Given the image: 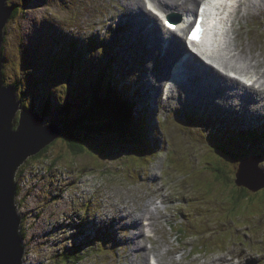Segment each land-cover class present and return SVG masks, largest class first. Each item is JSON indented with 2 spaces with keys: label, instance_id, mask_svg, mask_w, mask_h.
<instances>
[{
  "label": "rangeland",
  "instance_id": "rangeland-1",
  "mask_svg": "<svg viewBox=\"0 0 264 264\" xmlns=\"http://www.w3.org/2000/svg\"><path fill=\"white\" fill-rule=\"evenodd\" d=\"M129 2L8 1L18 11L4 29L2 84H17L16 96L27 108L34 103L38 111L48 93L54 99L51 107L56 108L60 101L55 96L65 97L68 74L72 82L76 80L79 85L87 84L86 79H82L86 70L83 73L74 69L71 78L69 61L65 60L62 66L58 62L66 56L72 40L77 42L78 48L88 45V52L96 55L97 52L89 46L91 39L99 43H104L102 39L112 41L114 48L107 51L105 63H109L117 77L127 82L132 80L130 83L137 90L134 94L131 93L133 88L130 90L125 83L131 100L129 106L136 121L140 116L144 119V142L149 152L153 153L152 156H145L148 151L145 150L143 154V148L128 140L119 141L118 137H111L113 133L105 132L102 135L104 138L100 134L97 137L89 133V137L83 138L87 148L82 153H72L64 139L58 138L42 156L21 165V169L26 171L20 175L23 176V188L19 195L16 193L15 203L20 201L16 205L25 229L22 264H56L57 253L63 248L71 244V247L81 245L88 234H103L104 231L107 233L105 244L98 236L95 242L90 243V247L98 249L90 251L91 248L86 247L84 257L74 264H143L141 262L146 259L153 263L152 257H155L153 253L144 254V245L161 256L164 264H224L223 259L227 261L225 264H264V210L258 211L264 189L260 191V198L253 194L234 206L230 205L233 201L227 193L240 186L224 183L222 176L213 175L215 166L209 160L208 150L211 148L207 142L212 137L229 138L223 142L225 151L238 164L246 159H242L243 156L258 151L250 147L248 134L243 136L237 133L250 125L256 132L249 133L258 132V142L253 146L264 151V139H261L264 137L262 96L259 92L253 97L250 92L246 94L244 89L239 91L247 99L243 106L241 101L231 103V106L229 103L222 104L214 96L215 93L211 94L215 100L205 103L187 101L185 109L177 106V98L166 103L161 83L169 76L174 58H169V62L162 61V40L155 46V51L147 50L145 47L149 45L140 42V39L133 44L135 28L120 19L124 13L114 16L113 12L116 7L127 9ZM140 2L149 13L143 7V0ZM244 3L247 6L246 0ZM247 12L244 17L243 11L239 12L238 20L234 22L235 41L243 46L253 42L258 46L255 57L263 61L264 8L254 12V9L247 7ZM111 16L117 20L111 21ZM138 33L145 37L144 28H140ZM248 49L246 47V51ZM258 50L263 52V56ZM171 51H174L172 47ZM82 57L85 62L87 52ZM84 62L81 67L85 69ZM238 63L241 64L240 61ZM58 68L59 71L55 70ZM186 73L191 79L192 74L189 71ZM92 80H95L94 73ZM212 83L207 79L199 82V86L208 85L211 89ZM141 84L154 88L159 86L156 105L151 104L154 96H148V92L143 96ZM217 89L215 92L222 95L220 87ZM182 91H176V95ZM76 92L73 95L80 94ZM159 97H163V100ZM188 113L203 123L201 132L206 138L178 125H185ZM50 119H54V114H48L44 122ZM194 126L199 127L198 124ZM193 139L195 142H192ZM56 154L60 157L51 170L47 164ZM259 157V166L264 170V158ZM39 164L46 165L48 172L31 185V171ZM219 165L223 166L222 163ZM186 171L187 174L182 175ZM212 176L216 181H210ZM154 206L159 211V217H155L153 223L156 230L150 232L151 228L145 226L144 231L150 239L139 237L140 229L134 218L139 222L140 209ZM142 222L146 225L149 220L144 218ZM74 223L77 225L76 231H73ZM178 227L187 229L189 237L185 236L184 231H178ZM77 233L81 235V240Z\"/></svg>",
  "mask_w": 264,
  "mask_h": 264
},
{
  "label": "trees",
  "instance_id": "trees-1",
  "mask_svg": "<svg viewBox=\"0 0 264 264\" xmlns=\"http://www.w3.org/2000/svg\"><path fill=\"white\" fill-rule=\"evenodd\" d=\"M8 1L9 0H7V3ZM17 11H18L17 7L14 6V10L10 18L13 17ZM102 41H104V43L103 42L99 43L96 40L91 39V43L89 45L91 49L97 52V55H99L97 57L95 53L88 52V50L86 49V46L88 45L84 44V47L78 48L77 42L74 41V39L72 40V46L68 50L66 56L61 57L58 60V62L62 66L65 60L69 61L70 63L68 65L70 68L69 71L71 73V78H73L74 69H76V67L79 65L80 55H83L84 53L87 52V57L85 58V62H84V65H85L84 71L86 70V73L84 74V77L82 78L83 80L86 79L87 84L79 85V83L76 80L72 82L68 74V83L64 89L65 97L62 99L58 96H55V98L58 99V101H60L58 107L56 108L51 107L54 105L53 104L54 99L50 95V93H48L45 95L44 102L40 105L38 112L40 113L41 116H45V117H47L48 114L49 115L54 114V119H50L51 121L50 120L48 121L51 123H58L62 125L63 132L58 138L64 139V141L67 144L68 149H70L72 153H75V154L82 153L83 151L86 150L87 147L84 145L83 138L84 136L89 137V133H94L96 134L97 137L100 134L101 138H104L102 137V135L105 132H109V133H113L111 137H118L119 141L126 142V140H128L130 142H133L134 145H137L138 147L143 148L142 152L144 154V152L149 151L147 145L144 142L146 138L145 136L146 131L144 127L145 121L142 118V116H140V118H138L137 121L134 119V116L132 114V107L129 106V103H131V100L129 101V95H128V90L126 89V84L130 88V90L133 87L129 83H126L125 80L122 81V78H116V74H114L112 67L110 68V65L108 62L105 63V57H106L105 55L110 48L113 49V45H112L113 42L112 41L108 42L107 40H104V39H102ZM3 42H4V39H3ZM2 54H3V51H2ZM108 68H110V70H107ZM55 70L59 71V68ZM87 71L89 72L87 73ZM93 73L95 74L94 82L92 80ZM2 74H3V69H2ZM120 80L122 82H120ZM129 82H131V80H129ZM16 85L15 84L11 85L14 88L15 95H16V91H15ZM73 92L80 93V94L73 95ZM23 106L26 107L24 104ZM28 109H32L36 111L35 104L31 103V105L28 106ZM135 114L138 116L137 112H135ZM194 124H198L199 127L194 126ZM178 125L183 126L188 132L192 134H195V132H198L203 137H205L204 134L201 132L203 131L202 129L203 123L199 122L197 119H194L193 114L188 113V120L186 121L185 125L184 124H178ZM114 129H116V131H114ZM249 131L256 132V130L251 129L250 125H248V128L239 130L237 133H241L242 135L248 134L249 137L247 141H251L250 147L253 150H258V151H254V153L255 154L257 153V155H259V153L262 154L264 152L262 149H260L258 146H253L254 143L258 142V138H257L258 132L255 134H251L249 133ZM237 133L234 134L235 141L237 139ZM262 138L264 137H261V139ZM226 139H229V138L223 137L222 139H220L219 137H212L211 139H209V141L207 142H208L209 148L211 149L208 150L207 148L209 152L208 157H209V160L212 161L213 165L215 166L213 175L217 174L218 175L217 177L222 176L224 178V181H223L224 183H232L234 185V173L237 167V166L236 167L234 166L237 165V163L233 162L232 160L234 158L231 157L232 155L225 151V146L223 142ZM54 142L46 146L34 158H32V160L37 159L38 157L42 156V154H44L46 151L49 150L51 146L54 145ZM192 142H195V140L193 139ZM103 145H106V144H103ZM211 145L212 147H210ZM254 153L250 155H245V156H251ZM144 155L152 156L153 153L146 152V154ZM59 157L60 155L56 154L50 159L49 164H47L49 169L51 170L53 169L54 165L56 164L54 162H56V159H58ZM263 158H264V155H263ZM219 163H222L223 166H220ZM45 170H47L46 165L39 164L33 167V170L31 171L32 176H33L31 178V185L35 179L37 178L41 179L44 177ZM25 171H26L25 169L22 170L20 167L15 174L17 195L20 194V191L23 188V184H22L23 176H20V175H24ZM210 181H216V179H214L212 176ZM212 187H213V182H212ZM262 189L258 191H251L242 186L240 187L236 186L232 190V192L227 193V196L231 197V200L233 201V203H231L230 205L234 206L237 203H239L241 200L243 201L244 199H247L250 195H253V194H257L260 198V191ZM262 201H264V198L260 199V202H259L258 211L260 212L262 211L261 207L264 205ZM16 203L18 205L20 201L18 200ZM191 214H193V212H191ZM20 218H21L20 234L23 237V239H25V232H23L25 229L22 227V224H21L22 217L20 216ZM76 228H77V225L74 223L73 231H76ZM177 230L184 231L185 236L189 237L187 229H185L184 227H181V228L178 227ZM76 236L79 237L80 240L82 239L79 233H77ZM98 236L101 237V239L103 240V245H104L106 242V238H107L106 237L107 233L105 231L103 234L99 232L98 234L97 233L88 234L86 238L82 239L81 245L75 244V246L71 247V245H73L71 244V245H68L66 249L63 248L60 252H58L56 256L57 257L56 264L78 263V261H80L84 257L85 251L87 250L86 247H90V243L92 244L93 242H95ZM90 248H91L90 251L98 249L93 246H91ZM95 252L98 253V251H95Z\"/></svg>",
  "mask_w": 264,
  "mask_h": 264
},
{
  "label": "bare ground",
  "instance_id": "bare-ground-1",
  "mask_svg": "<svg viewBox=\"0 0 264 264\" xmlns=\"http://www.w3.org/2000/svg\"><path fill=\"white\" fill-rule=\"evenodd\" d=\"M129 1L131 2H129L128 7L125 10L121 9L120 7H116L113 10V12L115 13L114 16L124 13V15L120 16V19L125 20L124 24L126 25L128 24L129 26H133L135 28L133 44L136 41L141 40L140 42L149 45V46L145 45L146 46L145 48L147 50L155 51L156 50L155 46L160 42V40H162V45H165L166 41L168 40L170 42L169 46H171L172 49H174V51H171L167 49L165 46H163L162 57L166 60V62H169L170 60L169 58H174L182 47L178 38V36L179 37L182 36L181 30H178L176 32L168 31V34L166 36V34L161 30V27L158 22L160 19L157 16L153 15L150 12V10H149L150 13H147L142 8V4L140 0H129ZM147 1L154 3V7H156L158 11L160 10L166 14L172 12L179 13L180 11H183L185 12L184 16L191 15L193 12V7L197 3L196 2L197 0H172L171 2H169V0H147ZM147 1H143V7H145ZM221 1L222 2H218V9L215 11V13L218 16L221 14L218 20L221 21V24L229 25L228 26L229 31L228 33H226V36L224 37L223 40V44L219 51H215L214 49H212L213 39L209 38L207 39L208 43L205 45V52L208 53L214 59L222 60L225 66H230L238 71H244L246 73L248 72L249 76H247V78H252L255 76L256 79L254 80L253 83L254 85L246 86L238 79L232 78L223 71L205 63L201 58H199L198 55H196L191 51H188L184 44L185 52L188 54V57L191 58V62H189L190 65L189 72L192 74V77L185 85L179 86L178 88L175 89H171L170 93L165 96H163L164 90L162 87L163 86V82H162L161 83L162 96L164 97V99H166V103L171 102L173 98H177L178 99L177 106L183 108L186 107V103H188L187 101L189 102L199 101L205 103L206 101L209 100H215L214 96H217L218 101L222 102V104L229 103V105L231 106V103L235 104L236 101L238 102L241 101V105L243 106L247 101L246 97L242 96V94L239 93V91H242L243 89L246 90L245 91L246 94L250 92L253 95V97L257 96L259 92L264 100V68H263L264 60L259 61V59L255 57L254 53L258 48V46H256L253 42L250 44L248 43L244 46L243 44L236 43L235 40L237 34L235 33V29H234V22L238 20L237 16L239 12L243 11L242 17H244L248 13L247 7L249 9H254V12H257V9L259 8L261 11V9L264 8V0H246L247 6L245 5L244 0H221ZM243 6L245 7L242 8ZM146 23L152 24V26L147 27ZM140 28L142 29L144 28L145 37L143 38L138 33V30ZM246 47L249 48L247 51H246ZM258 53L261 54V56H263V52L261 50H258ZM174 60L175 58L172 61ZM253 60H255V63H252ZM239 61L241 62V64L238 63ZM258 67H262L263 69L258 70L257 69ZM207 79L208 80L210 79L211 82L213 81L211 89L208 88V85L201 84L204 86H199V82H204ZM122 81L120 80V82ZM140 87L143 96H145L147 92H148V96H154L151 104L156 105L155 103L158 98L159 86L156 85V87L154 88L153 86H149L147 84L146 85L141 84ZM217 87H220L219 90L222 92V95L216 93L218 91ZM181 89H183V91L179 95H176V91L179 92V90ZM196 90L198 92H196ZM212 93H215V95L211 96ZM187 171L186 173L183 174L181 173V174L186 175ZM157 208H158L157 206H154L148 209H140L138 213L140 214L139 222L138 219L136 221V219L134 218V222L138 223L137 225L138 228L140 229V234H138L139 237H144V238L148 237V239H150V236H148L147 232L144 231L145 226L151 228L150 232H155L156 229L153 223H154V218L159 217L158 216L159 211ZM144 218L149 220V222H147L146 225H144L142 222ZM153 247L155 249V245H153ZM142 250L144 251V254L146 253L147 255L153 253L155 257V258L152 257L154 264H164L161 261L162 260L161 256H158L152 249L144 245V249ZM223 260L225 264L227 261L225 259ZM141 263L152 264L150 261H147V259L142 261Z\"/></svg>",
  "mask_w": 264,
  "mask_h": 264
},
{
  "label": "water",
  "instance_id": "water-1",
  "mask_svg": "<svg viewBox=\"0 0 264 264\" xmlns=\"http://www.w3.org/2000/svg\"><path fill=\"white\" fill-rule=\"evenodd\" d=\"M13 10L14 6L7 0H0V264H22L23 261L21 218L15 205V174L63 132L60 124L45 123L37 111L24 107L12 86L2 84L1 47ZM259 162L257 156L242 160L234 173V183L251 191L263 188L264 170Z\"/></svg>",
  "mask_w": 264,
  "mask_h": 264
},
{
  "label": "snow or ice",
  "instance_id": "snow-or-ice-1",
  "mask_svg": "<svg viewBox=\"0 0 264 264\" xmlns=\"http://www.w3.org/2000/svg\"><path fill=\"white\" fill-rule=\"evenodd\" d=\"M148 7L152 9V11H155V9L152 8L151 4H149ZM164 23L168 28L174 29L176 27L174 24L170 23L167 19L164 20ZM200 32H201V29L199 27V24L197 23L196 27L191 31L188 38L191 40H198L200 38L199 36Z\"/></svg>",
  "mask_w": 264,
  "mask_h": 264
},
{
  "label": "flooded vegetation",
  "instance_id": "flooded-vegetation-1",
  "mask_svg": "<svg viewBox=\"0 0 264 264\" xmlns=\"http://www.w3.org/2000/svg\"><path fill=\"white\" fill-rule=\"evenodd\" d=\"M262 203H264V201H262ZM261 210H262V211L264 210V205L261 207ZM262 211H261V212H262Z\"/></svg>",
  "mask_w": 264,
  "mask_h": 264
},
{
  "label": "clouds",
  "instance_id": "clouds-1",
  "mask_svg": "<svg viewBox=\"0 0 264 264\" xmlns=\"http://www.w3.org/2000/svg\"><path fill=\"white\" fill-rule=\"evenodd\" d=\"M15 180V179H14ZM17 212H18V210H17Z\"/></svg>",
  "mask_w": 264,
  "mask_h": 264
}]
</instances>
